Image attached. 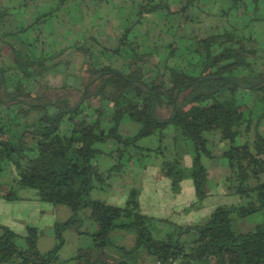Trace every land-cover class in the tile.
Listing matches in <instances>:
<instances>
[{
  "label": "trees",
  "instance_id": "1",
  "mask_svg": "<svg viewBox=\"0 0 264 264\" xmlns=\"http://www.w3.org/2000/svg\"><path fill=\"white\" fill-rule=\"evenodd\" d=\"M132 1L134 21L115 47L89 35L71 47L26 53L9 38L36 31L66 0L17 30L8 29L9 10L0 8V43L10 52L0 55V197L21 200L20 191L28 189L42 202L75 210L53 224L55 243L44 253L36 226L20 234L0 223V264L54 262L64 229L76 223L79 231L78 210L95 229L88 232L92 245L72 256L76 264H138L140 248L151 264H264V16L248 13L249 0ZM250 1L257 6L263 0ZM140 25L148 30L138 36ZM76 62L83 69L80 85L50 82ZM242 92L251 99L248 108L238 100ZM157 109H169V117L158 118ZM30 112L37 116L33 124L17 118ZM125 118L138 125L132 134L122 130ZM169 126L194 146L186 170L182 155L163 159L161 175L172 190L188 178L195 202L208 195L201 155L205 133L219 128L226 141L219 157L229 169L224 184L236 203L217 205L200 222L178 224L143 213L134 187L121 205L91 197L94 189L110 187L124 155L162 154L166 146L140 141L155 137L162 143ZM106 155L115 163L100 169ZM234 214L261 220L240 232L232 226ZM114 229L133 233L134 246L113 244Z\"/></svg>",
  "mask_w": 264,
  "mask_h": 264
},
{
  "label": "crops",
  "instance_id": "2",
  "mask_svg": "<svg viewBox=\"0 0 264 264\" xmlns=\"http://www.w3.org/2000/svg\"><path fill=\"white\" fill-rule=\"evenodd\" d=\"M28 1L29 0H27V3L25 4V6H23L25 2L24 0H0V8H5L9 10L10 13L8 16L9 30H17L19 28H24L29 23H31L39 13H45L49 11V9L52 8L56 4V2H58V0H34V2L31 1L30 3H28ZM207 1H211V0H207ZM115 6H117L119 10L118 13L125 14V17H127L126 20L123 19V17L119 18L118 15L116 14L114 15ZM247 8L249 11L248 13L252 16H254L255 14L264 16V0L257 6L254 5V3L249 0ZM135 15H136V4L132 0H66L65 4L57 12H55L53 16L48 17L46 22L41 23L39 27L36 26L37 29L36 31H33V29H28L23 34L21 33L18 36L17 35L11 36L9 38V41L11 43H15L19 45V48L24 53H26L31 48L36 51L39 50L55 51L64 47H71L76 42L83 40L85 36L94 35L96 38H98L100 43H102L103 45L109 48H112L116 46L120 33L132 21H134ZM138 29H139L138 36H140L141 33H145L148 30V28L146 27L144 29L143 25L138 26ZM253 29L254 27L252 25V30ZM149 30L153 31V28H149ZM36 32L38 33L37 35L38 39L37 41H35L34 44H32L31 42L33 41L34 37H36ZM107 33H109L110 35H107ZM110 38H112L113 41H110ZM2 45L0 43V47H2L0 55L10 56L8 47ZM80 68L81 66L78 65L77 62L72 63L68 71L64 73L63 72L59 73L54 77H52L54 79V83H53V79H51L50 81L52 84H54L57 87L63 84L78 86L81 84L83 73L81 75H78L79 76L78 78L72 77V74L73 72H77V70ZM238 100L240 103H244L246 108H248V106L251 105V99L249 95L246 94L245 92L240 93ZM127 126H122V130L124 131L127 130L129 128V127L127 128ZM130 128L129 130L132 131V127ZM220 142L222 143V145H220L217 154L214 155L215 157H218L220 155L221 150L226 145V141H220ZM212 143H215V141H213ZM207 157L211 159L210 155ZM113 160H114L113 156H108V155L102 156L99 159V168L105 169L103 168L104 167L103 165L107 164L109 166L108 161L112 162ZM212 160L214 159H211V163L214 164V161ZM205 167L207 168L208 178L211 176V174L213 177L217 178V180L215 181L216 185L212 186L211 189H207L208 195H211L214 192L212 189L215 187L216 190H218L219 188V191L221 192L223 198H225L226 195H229L224 184V179L229 173L227 164L224 165L222 161L221 168H218L213 165H210V168H208L207 166ZM158 168H159L158 166H155L152 169L153 172L149 177L146 178V181L150 180L151 184L158 182L157 181L158 179H156L158 178L156 176ZM219 177L223 178L220 181V183L218 180ZM164 183L167 184V182ZM150 186L151 187H147V188L146 186L145 187L142 186L140 191L139 206H140V210L143 213L157 218L167 219L169 221L178 224L189 223V222L187 223L180 222L178 215L181 216V214L182 215L185 214L183 212L187 207L192 205L193 203L192 200L190 201L185 200L184 202H181V200L178 199V197H176L175 199L164 198L165 200L161 201L157 199V197L155 196V192L153 191L156 187H153L152 185ZM189 187L191 186L189 185ZM143 189L144 192H142ZM169 190H171L169 189V187L166 188V191ZM123 191L125 192V189H121V193H123ZM186 192L187 190L184 191V193ZM20 194L22 197L21 202H23L21 203L20 206L24 210H26V214L22 216L21 220H18L10 216V218L4 220L2 223L10 227L16 233L24 234L27 226H36L37 228L38 227L40 228V225H42V220L38 218H33V219L31 218V215H33V213L30 215L29 208H26L27 206H29V203L34 205L35 210L43 211L45 213L48 212L52 214L53 207H51L52 204L50 203H43L38 201L37 196L35 195V192L33 190L24 189L20 191ZM232 200L235 199L232 198ZM173 212L175 214H173ZM54 221L55 219L52 218L51 221H49V224L51 223L50 225L52 226ZM87 224H88V226H86V228L88 229L87 231L90 232L95 229V225L91 221H88ZM51 226L50 227L48 226L49 227L48 230L52 229ZM83 234L91 239V242L88 245L91 246L92 238L88 232L86 233L77 232L75 233V236H77L76 238H80ZM65 246H66V241L58 251L57 259L55 260V263L76 264L72 256H74V254L79 248H84L85 246L76 244L74 245V249L72 251L68 253H63L65 251ZM38 250L40 251L39 248ZM151 263H152V259L148 255H146L144 260H140L138 262V264H151Z\"/></svg>",
  "mask_w": 264,
  "mask_h": 264
},
{
  "label": "rangeland",
  "instance_id": "3",
  "mask_svg": "<svg viewBox=\"0 0 264 264\" xmlns=\"http://www.w3.org/2000/svg\"><path fill=\"white\" fill-rule=\"evenodd\" d=\"M209 3H212V0L209 1ZM118 11L119 10L117 6H115L114 15L116 14L118 15L119 18L123 17V19L126 20L127 17H125V14L118 13ZM107 35H110V34L107 33ZM110 41H113V39L110 38ZM260 60H261L260 68L263 69L264 59H260ZM82 73H83V69L80 68L77 70V72H73L72 77L78 78L79 77L78 75H81ZM53 83H54V79H53ZM73 95H74L73 100H76L78 97V94L74 93ZM169 115H170L169 109H157L156 110V116L158 118H167L169 117ZM17 118L20 119L21 121H24L25 119V122H27L28 124L29 123L33 124L37 121V116L33 112L30 113L29 115H26L25 117H21L20 114H17ZM122 124L123 126L128 125L127 128L132 127V131H130L131 128L130 130L129 128L125 131L123 130L125 134L126 133L132 134V132H134L138 127L136 123L128 120L127 118L126 120L125 119L123 120ZM165 131H166V137L163 139L162 143L160 142L158 143L155 137L142 139L140 141V145L144 147L153 148V147L158 146L159 144L161 146H166V148L162 149L161 152L159 151L160 153L164 155V157L162 156V154H159V153H154V152L145 153L144 150L142 151V153H137L135 155H124L121 160L122 162L121 167H120L121 173L118 176H115V178L112 180L110 187L109 186L105 187V189L104 188L94 189L91 192V197L104 200L105 202L110 203V204L121 205L126 200V196L128 193L127 190H129L130 188L134 187L138 189L139 191L138 201H139L140 191H141L142 186L144 187L146 186L147 188V187H151L150 185H152L153 187H156L153 190L155 192V196L157 197V199L161 201H164L165 200L164 198L175 199L176 197H178V199H180L181 202H184L185 200H188V201L192 200L193 201L192 205H190L189 207L185 209V211L183 212L185 213L184 215L181 214L180 216L177 213V215L179 216L180 222H183V223L189 222L191 224L195 222H200L204 220L205 218H207L210 211L217 205L236 203L238 201V198L234 195H226L225 198H223L221 192L219 191V188L218 190H216L214 187L212 189L214 192L211 195H207L201 202H195L196 200H195V193H194L193 185H192V182H190V179L188 178H184L180 182L179 188L177 190L176 189L172 190L171 180L161 175V171H160L161 163L163 162L164 158H167V157L171 158L175 155H182L183 168L184 170L188 169L191 165V155H193L194 146L192 144V141L187 136L181 133L175 132L171 126H169ZM220 135L221 134H220L219 128H216L212 131L205 133L207 142L205 145V152H203V154L201 155V162L203 165L207 166L208 168H210V165L221 168L222 161L224 165L227 164L226 159L219 157V156L218 157L214 156L219 151L220 145H222V143L220 142L221 141ZM213 141H215V143H212ZM108 145L109 144H107V148H108ZM209 155L212 156L211 159H214L212 160L214 161V164H212L211 159L207 157ZM115 160L116 159H114L112 162L108 161L109 166L113 165L115 163ZM154 165L159 167L156 173V176L158 177L156 179H158L157 181L159 183L155 182L151 184V181L150 180L146 181V178L149 177L151 173L153 172L152 169L155 167ZM103 166H104L103 168H107V167L109 168L107 164ZM2 179L5 180L4 182H6L7 180H9V176L4 175ZM222 179H223L222 177H219L218 179L219 183ZM216 180L217 178L213 177L211 174V176L208 178L207 188L211 189L212 186H215ZM164 182H167V184H165ZM189 185L191 187H189ZM168 187L171 190L166 191V188ZM121 189H125V192L123 191V193H121ZM186 190L187 192L184 193V191ZM142 192H144V189L142 190ZM0 198H1L0 199V223L1 224H4L2 222L10 218V216L18 220H21L22 216L26 214V210H24L20 206L21 203H23L21 202L22 199L15 200V201H9V200H5L2 197ZM232 198H234L235 200H232ZM236 198H237V201H236ZM38 201L40 200L38 199ZM43 203H47V202H43ZM51 207H53L52 214L48 212L45 213L43 211L35 210L34 205L31 203H29V206L26 207V208H29L30 215L33 213V215H31L32 219L38 218L42 220V225H40V228L38 227L40 231L38 248L40 249L41 252L49 251L55 243L53 229L48 230V228L51 226L50 225L51 223L49 224V221H51V219L53 218L55 219L54 223L63 222L64 220L68 219L75 211L73 208L65 206V205H61V204H58V205L52 204ZM78 211H79L78 212L79 218H83V222L78 227L79 231L76 230V223L64 229L62 233V237L64 239V242L66 241V246H65V251L63 253H68L72 251L74 249V245L76 244L87 247L91 242V239L89 237H86V235L84 234L80 238H76L77 236H75V233L80 232V231L85 232V233L89 232L87 231L88 229L86 228V226H88L87 223L89 220L84 219L82 212L80 210ZM173 214L175 213L173 212ZM260 220H261L260 215H249L247 217H239L234 214L233 220H232V226L236 231L242 232V231L248 230L254 224L260 222ZM109 237L113 244L122 245L125 248H130L134 246V243H135L134 234L131 232L125 231V230L114 229L110 232ZM140 255L141 257L139 261L144 260V258L146 257V253L143 250V248H140ZM6 264H13V263H6ZM51 264H56V263L54 261Z\"/></svg>",
  "mask_w": 264,
  "mask_h": 264
}]
</instances>
